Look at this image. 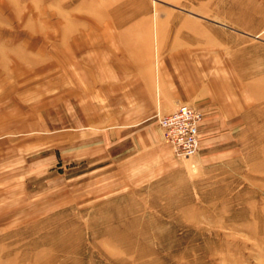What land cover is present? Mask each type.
<instances>
[{"label": "rangeland", "instance_id": "374dc122", "mask_svg": "<svg viewBox=\"0 0 264 264\" xmlns=\"http://www.w3.org/2000/svg\"><path fill=\"white\" fill-rule=\"evenodd\" d=\"M0 264H264V0H0Z\"/></svg>", "mask_w": 264, "mask_h": 264}, {"label": "built area", "instance_id": "2783aa9c", "mask_svg": "<svg viewBox=\"0 0 264 264\" xmlns=\"http://www.w3.org/2000/svg\"><path fill=\"white\" fill-rule=\"evenodd\" d=\"M153 116L176 156L189 157L198 151L199 124L202 120V112L199 109L180 103L171 112L163 114L157 111Z\"/></svg>", "mask_w": 264, "mask_h": 264}, {"label": "crops", "instance_id": "0c3cea01", "mask_svg": "<svg viewBox=\"0 0 264 264\" xmlns=\"http://www.w3.org/2000/svg\"><path fill=\"white\" fill-rule=\"evenodd\" d=\"M161 87L163 89V92L161 93V101L164 104H167L168 109H166V111H161L159 109H157L158 111H160V113L166 114L168 112H171L172 110H174L176 107L178 106V103L182 102L183 100H185V96L179 91V88L177 87H172L171 86V75H169L168 73H163L161 75V81H160ZM173 89L171 91L168 92V90ZM166 89H168L166 91ZM165 90V92H164ZM173 107H175L174 109H172ZM172 109V110H170ZM170 110V111H168Z\"/></svg>", "mask_w": 264, "mask_h": 264}]
</instances>
